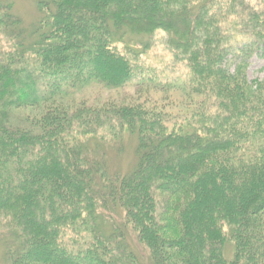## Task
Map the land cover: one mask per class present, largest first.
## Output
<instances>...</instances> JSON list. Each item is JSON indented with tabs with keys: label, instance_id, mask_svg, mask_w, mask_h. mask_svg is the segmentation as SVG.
<instances>
[{
	"label": "trees",
	"instance_id": "obj_1",
	"mask_svg": "<svg viewBox=\"0 0 264 264\" xmlns=\"http://www.w3.org/2000/svg\"><path fill=\"white\" fill-rule=\"evenodd\" d=\"M34 5L0 0V263L264 264V8ZM157 33L184 78L138 71Z\"/></svg>",
	"mask_w": 264,
	"mask_h": 264
},
{
	"label": "rangeland",
	"instance_id": "obj_2",
	"mask_svg": "<svg viewBox=\"0 0 264 264\" xmlns=\"http://www.w3.org/2000/svg\"><path fill=\"white\" fill-rule=\"evenodd\" d=\"M13 5V12L16 13L26 26H31L37 19V13L35 11L34 0H9ZM249 6L258 8H264V0H244ZM164 36L161 33H157L153 39L151 48L139 59L137 64L138 71L141 72L144 79L153 78L158 83L172 82L175 79L184 78L187 70L183 64L173 62L172 54L164 46ZM4 41L1 47H4ZM255 53L249 60V67L247 69V77L249 80H262L264 79V56ZM97 92V91H96ZM133 92L132 86L125 87L121 94H131ZM113 95V93H112ZM128 149L124 157L123 165L128 166L130 161V155L132 154V142L128 141L126 145ZM135 251L144 256V250L139 249L135 245L131 244ZM144 262V260L142 259ZM1 264V263H0Z\"/></svg>",
	"mask_w": 264,
	"mask_h": 264
}]
</instances>
